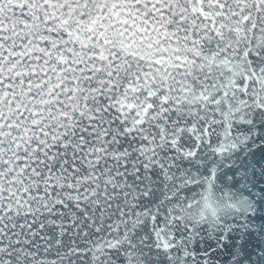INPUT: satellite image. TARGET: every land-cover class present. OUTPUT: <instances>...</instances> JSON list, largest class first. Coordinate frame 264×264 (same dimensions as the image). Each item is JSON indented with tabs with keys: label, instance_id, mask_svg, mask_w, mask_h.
<instances>
[{
	"label": "snow or ice",
	"instance_id": "snow-or-ice-1",
	"mask_svg": "<svg viewBox=\"0 0 264 264\" xmlns=\"http://www.w3.org/2000/svg\"><path fill=\"white\" fill-rule=\"evenodd\" d=\"M0 264H264V0H0Z\"/></svg>",
	"mask_w": 264,
	"mask_h": 264
}]
</instances>
